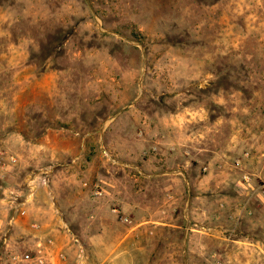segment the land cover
Returning <instances> with one entry per match:
<instances>
[{"label": "rangeland", "instance_id": "1", "mask_svg": "<svg viewBox=\"0 0 264 264\" xmlns=\"http://www.w3.org/2000/svg\"><path fill=\"white\" fill-rule=\"evenodd\" d=\"M0 144L82 260L264 264V0H0Z\"/></svg>", "mask_w": 264, "mask_h": 264}, {"label": "crops", "instance_id": "2", "mask_svg": "<svg viewBox=\"0 0 264 264\" xmlns=\"http://www.w3.org/2000/svg\"><path fill=\"white\" fill-rule=\"evenodd\" d=\"M48 181L45 186H39L32 200L26 204L25 216L15 221L9 239L10 250L33 252L36 241L51 239L53 244L44 248V252L49 255L47 260L50 264H91L88 257H83L82 260L76 253V240L61 217L64 197L62 193H55ZM58 252L65 254L64 261L57 259Z\"/></svg>", "mask_w": 264, "mask_h": 264}, {"label": "built area", "instance_id": "3", "mask_svg": "<svg viewBox=\"0 0 264 264\" xmlns=\"http://www.w3.org/2000/svg\"><path fill=\"white\" fill-rule=\"evenodd\" d=\"M16 165L15 156L0 144V181L4 183L0 197V264H50L48 253L44 248H49L53 242L51 239L36 241L33 252L17 253L9 248L10 234L19 218L26 214L25 206L32 200L39 186L47 184V169H38L23 176L15 187H9V179L12 177ZM58 260H65V255L58 252Z\"/></svg>", "mask_w": 264, "mask_h": 264}]
</instances>
